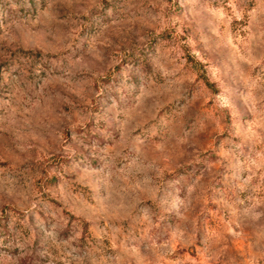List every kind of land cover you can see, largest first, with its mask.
Masks as SVG:
<instances>
[{
	"label": "rangeland",
	"instance_id": "374dc122",
	"mask_svg": "<svg viewBox=\"0 0 264 264\" xmlns=\"http://www.w3.org/2000/svg\"><path fill=\"white\" fill-rule=\"evenodd\" d=\"M0 264H264V0H0Z\"/></svg>",
	"mask_w": 264,
	"mask_h": 264
}]
</instances>
